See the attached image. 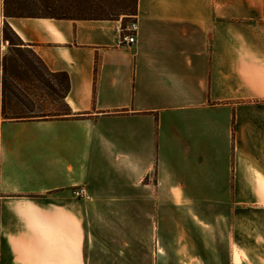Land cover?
I'll return each mask as SVG.
<instances>
[{
	"label": "crops",
	"instance_id": "crops-1",
	"mask_svg": "<svg viewBox=\"0 0 264 264\" xmlns=\"http://www.w3.org/2000/svg\"><path fill=\"white\" fill-rule=\"evenodd\" d=\"M7 20L21 45L0 27V264H91L87 220L109 195L264 226V0H137L133 45L122 20ZM14 50L49 82L9 69Z\"/></svg>",
	"mask_w": 264,
	"mask_h": 264
},
{
	"label": "rangeland",
	"instance_id": "rangeland-1",
	"mask_svg": "<svg viewBox=\"0 0 264 264\" xmlns=\"http://www.w3.org/2000/svg\"><path fill=\"white\" fill-rule=\"evenodd\" d=\"M61 1L71 4L88 1L93 2L94 6L63 9L56 12L60 16L122 20L124 26H130L134 21L136 0ZM7 19L4 0H0V27L3 28V35L5 32L15 42L6 26ZM5 59L11 65L9 69H13L20 77L39 76L49 82V77L43 73L42 64L31 51H10ZM6 77L10 80L9 76ZM58 81L63 92V74ZM14 95L29 104L24 98L26 94ZM58 95L64 94H56V100ZM17 105L20 104L17 102ZM61 108L64 112L65 107L62 105ZM18 109L17 114L21 112ZM46 110H58L57 103L55 109L48 105ZM113 197L95 198L94 210L87 220L93 241L83 244V248L91 257V264H264V226H246L244 214L241 216L236 213L230 221L220 226L219 222L215 225L210 216L212 212L178 208L148 209L149 202H161L159 196H142V209L137 211L118 210L115 205L117 202H132V199L119 200Z\"/></svg>",
	"mask_w": 264,
	"mask_h": 264
},
{
	"label": "trees",
	"instance_id": "trees-1",
	"mask_svg": "<svg viewBox=\"0 0 264 264\" xmlns=\"http://www.w3.org/2000/svg\"><path fill=\"white\" fill-rule=\"evenodd\" d=\"M137 1V0H136ZM87 2V3H86ZM84 3H67L61 0H4V14L7 18H21V17H45L56 19H71V20H103L102 18H73L67 15H58L56 12L63 9H69L75 7H92L93 2L86 1ZM136 13V3H135ZM135 15V14H134ZM6 26L15 38V42L11 38H8L4 32V39L12 46L21 45V40L12 30L10 25L6 22ZM62 76V75H61ZM65 77L64 95L68 91L69 78L67 74H63ZM64 95L62 98H64Z\"/></svg>",
	"mask_w": 264,
	"mask_h": 264
},
{
	"label": "built area",
	"instance_id": "built-area-1",
	"mask_svg": "<svg viewBox=\"0 0 264 264\" xmlns=\"http://www.w3.org/2000/svg\"><path fill=\"white\" fill-rule=\"evenodd\" d=\"M137 23L133 22L131 25L126 29V31L121 32V36L119 38L118 43L120 45H133L137 42ZM75 195L77 197H85V190L82 189H77L75 190Z\"/></svg>",
	"mask_w": 264,
	"mask_h": 264
}]
</instances>
